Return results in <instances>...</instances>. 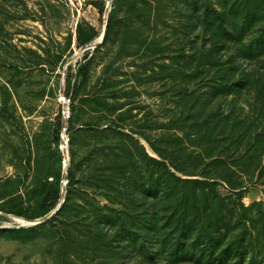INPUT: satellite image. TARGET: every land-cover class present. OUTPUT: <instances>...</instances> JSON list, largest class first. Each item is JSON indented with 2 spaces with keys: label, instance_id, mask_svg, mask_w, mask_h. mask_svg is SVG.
Returning a JSON list of instances; mask_svg holds the SVG:
<instances>
[{
  "label": "rangeland",
  "instance_id": "obj_1",
  "mask_svg": "<svg viewBox=\"0 0 264 264\" xmlns=\"http://www.w3.org/2000/svg\"><path fill=\"white\" fill-rule=\"evenodd\" d=\"M231 1L0 0V264H264V52L197 53Z\"/></svg>",
  "mask_w": 264,
  "mask_h": 264
},
{
  "label": "trees",
  "instance_id": "obj_2",
  "mask_svg": "<svg viewBox=\"0 0 264 264\" xmlns=\"http://www.w3.org/2000/svg\"><path fill=\"white\" fill-rule=\"evenodd\" d=\"M125 1L130 7L141 5L153 9L155 14H158L159 7L166 2V0ZM250 1L232 0L228 7H214L197 13L199 19L197 28L203 33V43L197 51L200 54L201 68L237 73L239 67L234 64V59H241L254 50L264 52V7L261 5L264 0L257 1L259 5L255 8L249 6ZM153 149L161 155L155 147ZM146 156L153 164L161 166L165 164L164 160H159L148 153ZM182 180L190 183L202 182L199 179ZM230 188L237 189L236 192H243L245 187Z\"/></svg>",
  "mask_w": 264,
  "mask_h": 264
},
{
  "label": "built area",
  "instance_id": "obj_3",
  "mask_svg": "<svg viewBox=\"0 0 264 264\" xmlns=\"http://www.w3.org/2000/svg\"><path fill=\"white\" fill-rule=\"evenodd\" d=\"M65 99H66V97H65V96H63V97H62V100H63V101H65ZM62 137L64 138V135H63V133H62Z\"/></svg>",
  "mask_w": 264,
  "mask_h": 264
},
{
  "label": "bare ground",
  "instance_id": "obj_4",
  "mask_svg": "<svg viewBox=\"0 0 264 264\" xmlns=\"http://www.w3.org/2000/svg\"><path fill=\"white\" fill-rule=\"evenodd\" d=\"M99 39H101V37H100ZM18 220H22V219H18ZM22 221H23V220H22Z\"/></svg>",
  "mask_w": 264,
  "mask_h": 264
}]
</instances>
